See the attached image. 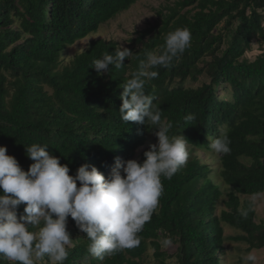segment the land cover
I'll return each instance as SVG.
<instances>
[{
  "label": "trees",
  "instance_id": "16d2710c",
  "mask_svg": "<svg viewBox=\"0 0 264 264\" xmlns=\"http://www.w3.org/2000/svg\"><path fill=\"white\" fill-rule=\"evenodd\" d=\"M136 2L0 0V146L24 171L33 163L26 148L37 143L67 165L69 175L82 164L109 174L117 159H132L148 137L156 139L150 124L121 120L124 84L140 70L148 52H159L167 33L186 27L190 47L169 67L152 69L158 76L146 80L144 91L154 97L162 120L172 123L169 135L184 136L191 149L211 153V140L227 133L230 153L213 152L218 155L220 183L214 184L207 177L209 169L195 158L171 179L161 177L163 193L137 234L139 245L103 260L88 252L89 239L69 217L74 239L63 264H140L147 247L163 264L169 257L160 249V238L176 245L177 264H219L221 223L240 233L233 242L245 244L247 251H264V226L254 223L253 204L240 201L264 194V52L252 61L244 58L253 41L259 46L264 42V0H173L158 12L154 24L137 33L128 47L133 54L122 68L110 66L109 73L97 75L91 67L119 48L104 40L90 41L62 65L59 58L66 48ZM223 21L224 33H214ZM203 77L207 83L184 87ZM219 89L230 92L228 101L217 97ZM189 114L195 116L191 122L185 120ZM222 188L227 191L223 210L215 217ZM34 261L52 264L47 257ZM0 264L14 262L0 258Z\"/></svg>",
  "mask_w": 264,
  "mask_h": 264
},
{
  "label": "clouds",
  "instance_id": "9594fccd",
  "mask_svg": "<svg viewBox=\"0 0 264 264\" xmlns=\"http://www.w3.org/2000/svg\"><path fill=\"white\" fill-rule=\"evenodd\" d=\"M191 39L186 27L167 33L159 52H148L140 70L122 88L121 120L150 124L155 129L157 142L149 144L142 162L117 159L107 177L87 164L69 175V167L51 155L46 145L33 143L26 148L33 163L24 171L7 154V148L0 146V258L14 264H35L34 258L47 257L52 264H63L67 246L72 244L67 230L69 217L86 234L88 252L98 260L139 245L137 234L150 221L163 193L161 177L171 179L189 158L188 141L180 134L169 135L172 123L162 120L161 110L144 86L146 80L158 76L152 69L169 67L190 47ZM132 54L120 46L94 60L91 67L97 75L109 73L110 66L122 68ZM194 119L192 114L185 117L187 122ZM230 143L227 133H222L211 140L210 147L217 154H229ZM20 205L24 207L18 215ZM244 261L256 264L257 256L249 252Z\"/></svg>",
  "mask_w": 264,
  "mask_h": 264
},
{
  "label": "rangeland",
  "instance_id": "374dc122",
  "mask_svg": "<svg viewBox=\"0 0 264 264\" xmlns=\"http://www.w3.org/2000/svg\"><path fill=\"white\" fill-rule=\"evenodd\" d=\"M172 3L173 0H137V2L129 10L117 15L113 20L102 25L96 33L90 34L83 40L77 41L72 46L66 48L59 58V61L62 65H67L75 55L82 52L87 47L88 43L93 40L113 41L118 47L123 46L128 48L131 41L136 38L137 33L147 26L154 24L159 19L158 12H160L164 7L171 6ZM224 26L225 24L223 21L219 24L214 33L223 34L225 31ZM136 48H139V46H136ZM260 52H264V42L259 46L258 42L253 41L251 51L245 53L244 58L248 61H252L256 55L260 54ZM203 82L207 83L208 80L203 77L200 78L197 83L186 82L184 87L196 88ZM217 97L221 100L228 101L230 98V92L228 90L219 89L217 91ZM156 142L157 138L155 139L153 136L148 137L145 145L135 150L132 159L138 161V155L140 152L143 149H148L149 144H155ZM186 147L189 152L188 160L192 158L197 159L200 164L209 169L207 177L214 184H219L220 181L217 177L219 166L218 155L213 152H211L213 153L212 155L211 153L207 154L202 151L193 150L189 146ZM107 175L108 174H104L105 177H107ZM226 192L225 188L221 189L222 196H220L213 211V216L215 217H217L219 212L223 210L221 201L224 200V193ZM244 199L253 204L255 214L254 223H261L264 226V194L256 197H240V201ZM220 228L222 230V238L224 241L222 243L223 250L220 251V254L218 255L219 264H245L244 256L249 252H253L257 256L256 264H264L263 249L247 251V246L245 244L233 242L234 238L241 236L238 231L233 230L222 223L220 224ZM67 230L70 233V238L73 242V231L69 225H67ZM158 241L161 251L165 253V256L169 257L164 259L163 264H177L174 259L176 245L172 242L165 244L166 240L161 238ZM140 264H159L156 260H154L153 250L151 248L147 247L146 252L140 260Z\"/></svg>",
  "mask_w": 264,
  "mask_h": 264
}]
</instances>
